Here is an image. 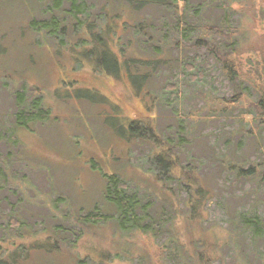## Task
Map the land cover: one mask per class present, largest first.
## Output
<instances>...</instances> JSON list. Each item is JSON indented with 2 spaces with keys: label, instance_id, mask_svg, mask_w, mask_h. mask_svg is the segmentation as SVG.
I'll return each mask as SVG.
<instances>
[{
  "label": "rangeland",
  "instance_id": "obj_1",
  "mask_svg": "<svg viewBox=\"0 0 264 264\" xmlns=\"http://www.w3.org/2000/svg\"><path fill=\"white\" fill-rule=\"evenodd\" d=\"M87 1L95 13L105 1L110 2ZM118 1L122 14L114 18L117 21L113 22L116 32L113 38L108 37L118 52L122 47L126 49V37L133 36L132 32L123 31L127 20L136 23L149 17L154 20L150 31L161 36H180L174 28L176 10L152 6L140 15H133L124 0ZM50 2L0 0V168L6 170L8 177L5 186L0 182V260H8L15 250L26 247L27 252L18 256L17 264L98 261L102 251L120 256L108 264H139L143 254L150 259L149 264H164L159 261L163 252L150 235L141 232L122 235L116 223L110 221L89 226L76 223V218L104 201L106 174L116 173L132 189L155 191L160 196L155 201L157 206L163 202L161 197H169L172 205L168 212L176 214L175 230L181 241L192 247L195 240H204L215 264H264V222L260 236L254 240L252 229L243 220L257 215L264 221V177L259 174L254 179L242 180L227 168L230 162L249 159L263 164L260 170L264 171V131L260 132L250 122L251 115L245 112L251 109L248 98L240 101L241 105L238 103L235 116L219 114L221 107L234 106L230 100L241 89L238 78L230 80L221 62L205 47L188 46L181 62L161 68L150 84L163 99L170 96L169 91L161 88L165 82L178 83L183 95L181 107L178 110L176 105L168 106L159 100L153 107L152 95L146 90L137 93L125 72L116 77L96 70L89 59L78 60L74 56L77 49L69 42L59 46L46 31L32 29L31 20L51 16ZM201 2L194 18L216 21L224 24L226 30L228 24L237 29L232 39L242 73L248 79L257 77L262 82L264 0ZM63 4L68 6L69 2L63 0ZM190 12H194L192 7ZM70 22L68 19L67 23ZM131 27L128 23L127 28ZM208 37L220 49L229 50L227 39L219 35ZM186 60L194 63L196 70L206 71L205 81L189 80L184 73ZM242 83L245 95L256 98L252 84L248 80ZM78 88L98 91L106 101L78 98ZM18 92L26 97L24 102L17 97ZM37 94L49 109L48 118L31 120L28 126L18 125L16 113L30 107L31 97ZM150 117L164 136L184 137V145L180 147L183 162L196 165L212 190L206 204L196 208L197 213L185 201L188 191L178 188L173 196L150 171V152L158 148L150 142L131 140L122 132L124 122ZM182 119H186L182 123L187 131L179 133ZM13 135L18 140L14 146L8 142L9 136L14 140ZM4 163L8 164L7 169ZM106 205L112 209V204ZM62 208H68L70 223L75 222V230L82 233L76 241L71 238V245L48 252L43 245L51 243L46 238L54 225L63 222ZM55 237L64 238L58 232Z\"/></svg>",
  "mask_w": 264,
  "mask_h": 264
},
{
  "label": "trees",
  "instance_id": "obj_2",
  "mask_svg": "<svg viewBox=\"0 0 264 264\" xmlns=\"http://www.w3.org/2000/svg\"><path fill=\"white\" fill-rule=\"evenodd\" d=\"M67 1L69 5L64 6L63 0H51L48 8L51 16L47 19L31 20L32 29L46 31L59 46H65L69 42L73 49H77L78 54H74V56L78 60L89 59L96 70L116 77L125 72L137 93L146 90L147 94L152 95L150 105L152 104L153 107L159 100L160 103L168 106L176 105L177 108L175 109L178 110L183 102V95L178 83L168 82V80L165 82L161 88H164L167 92L169 91L170 96H164L163 99L159 98L160 96L155 92L154 87L152 89L150 84L161 68L171 67L178 61L181 62L188 46L191 48L205 47L221 62L227 77L233 81L238 78L237 83L241 86L240 91L235 95L236 99L233 97L230 100V103L234 106L221 107L219 114L225 112L228 116H235L238 103L241 105L240 101L248 98L251 109L245 112L251 115L250 122L255 124L259 131H264V78L260 82L257 77L248 79L243 75L238 58L239 54L235 53L237 48L233 46L235 41L232 39L237 29H232L228 24V30H226L224 24L216 23V21L203 22L194 18L195 12L202 3L201 0H124L125 4L133 10V15H140L152 6L157 9L170 7V9L176 10L178 18L175 20L174 28L180 33L181 37H172L173 35L168 37L167 34L161 36L157 32L150 31L154 20L147 15L148 18L142 17L136 23H134L136 20L133 23L130 20L124 23L123 31L129 34L132 32L133 36L126 37L127 47L126 49L122 47L120 52L110 45L108 39L111 35L113 38L116 33L113 22L115 23L117 19L114 18L118 14L119 17L122 14L119 1H105L96 13L92 4L87 0ZM190 2L192 5H190ZM190 7L194 11L193 13L190 12ZM108 11L111 14L113 12V14L110 16ZM100 18L103 20L100 21ZM68 19L71 20L70 24L67 23ZM135 19H137L136 16ZM128 23L132 24L130 29L127 28ZM208 35H219L227 39V43L231 45L229 50H226V48L220 49L214 39L209 38ZM72 38H75V40ZM175 50L177 53H175ZM183 65L184 73L189 76L192 83L206 80V71L203 68L196 70L195 64L189 60L183 62ZM244 80H248L255 88L256 98H249L248 95H245V86L242 83ZM76 92L78 98L89 101H96L97 99L106 101L103 94L90 88H78ZM17 97L21 102H24L26 98L22 92H18ZM31 98V106L20 109L16 113V120L20 126H28L31 120L40 117L46 119L49 116V109L43 105L42 96L37 94ZM182 122L186 123V119H182L179 123V133L182 130L187 131L186 125ZM124 123L126 126L122 132L126 133L125 135L130 137L131 140L150 142L155 148H158L150 152L149 159L152 163L150 171L161 182L162 187L164 189L169 188L170 190H167L173 196L176 195L175 189L183 188L188 191L186 192L185 201L190 202L191 211L197 213L196 208L199 209V206L206 204L208 199L211 198L212 190L196 165L183 162L180 147L184 145V137L181 135L178 138L171 135L164 136L153 122V117L148 119L133 118ZM8 142L14 146L17 145L18 140L15 137L12 140L9 136ZM245 163H249V165L247 166ZM4 164L7 169L8 164ZM93 164L95 165V162ZM262 165L244 159L243 162H230L227 168L238 179L251 180L259 174H261L260 178L264 177V171L260 170ZM6 176V170L0 168V182H3L1 184L3 186L6 185V181L8 183V177L6 178ZM106 176L108 180L103 193L105 202L96 204L92 210L80 215L76 218V223L81 224V226H89L110 221L116 223L122 235H129L134 232L150 235L156 240L163 252V259H159V261L164 264H215V257L207 253V245L204 240H195L191 244L192 247H188L187 244L181 241L175 230L176 214L168 212L169 207L172 205L169 197H161L163 202L160 206H157L155 201L160 196L155 191H147L143 188L132 189L130 184L116 173L106 174ZM172 184L176 185L175 188ZM61 201L65 203L66 199L61 198ZM107 202L112 204V209L106 205ZM62 210L61 218L63 222L54 225L52 233L46 238L51 243L43 245V248L48 252L54 249L59 250L61 246L71 245V238L76 241L82 233V230L78 233L75 230V222L70 223L71 214L68 208H62ZM243 220L252 229L253 239H257L260 236L264 221L257 215L244 217ZM17 224L20 225L19 220ZM56 232L61 233L64 238L55 237ZM238 234L239 232L236 233V236ZM24 252H27L26 247L22 248L21 251L15 250L8 260L1 259L0 264H17L18 256H23ZM99 256L98 261L88 262L78 259L77 264H108L112 258L120 257L119 254L112 255L110 252L105 251H102ZM149 260L146 254H143L139 258V264H149Z\"/></svg>",
  "mask_w": 264,
  "mask_h": 264
}]
</instances>
